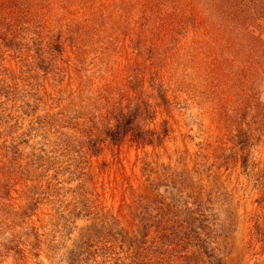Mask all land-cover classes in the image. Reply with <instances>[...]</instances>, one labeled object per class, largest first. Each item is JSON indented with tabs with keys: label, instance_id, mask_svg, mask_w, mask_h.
I'll list each match as a JSON object with an SVG mask.
<instances>
[{
	"label": "rangeland",
	"instance_id": "obj_1",
	"mask_svg": "<svg viewBox=\"0 0 264 264\" xmlns=\"http://www.w3.org/2000/svg\"><path fill=\"white\" fill-rule=\"evenodd\" d=\"M207 2L0 0V264H264V107Z\"/></svg>",
	"mask_w": 264,
	"mask_h": 264
},
{
	"label": "trees",
	"instance_id": "obj_2",
	"mask_svg": "<svg viewBox=\"0 0 264 264\" xmlns=\"http://www.w3.org/2000/svg\"><path fill=\"white\" fill-rule=\"evenodd\" d=\"M199 2L202 0H198ZM207 2V0H204ZM206 13L195 22L196 32H206L211 55L232 69L238 66L244 78L245 93H251L259 108L264 107V0H208ZM202 5V6H203ZM253 85V86H251ZM260 111H264L260 110ZM137 111L120 114L114 129L107 130L113 140L122 138L135 127ZM154 130L141 131L139 137L152 143L161 137Z\"/></svg>",
	"mask_w": 264,
	"mask_h": 264
}]
</instances>
